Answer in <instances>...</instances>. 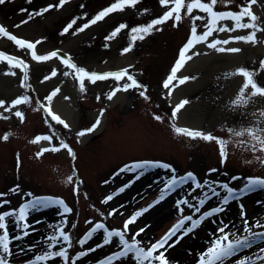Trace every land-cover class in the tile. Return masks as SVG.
I'll return each mask as SVG.
<instances>
[{"label": "rangeland", "instance_id": "rangeland-1", "mask_svg": "<svg viewBox=\"0 0 264 264\" xmlns=\"http://www.w3.org/2000/svg\"><path fill=\"white\" fill-rule=\"evenodd\" d=\"M113 2L114 0H69L63 7L59 9L53 7L50 11L41 16H35L24 24L21 22L28 20V12H36L50 4L55 5L58 0H31V3L26 2V0H6L4 4H0V25L5 26L11 34L18 38L32 42L41 41L36 48L37 54L44 55L50 51L58 50L62 55L70 56L72 62L77 66L95 73L128 69L139 83L147 87L146 95L149 97L146 101L139 95L141 89H130L127 92L119 91L112 100H108L106 95L117 86V81L111 78L98 80L94 84L85 80L86 91L82 93L71 73L68 76L63 75L68 69L59 60L54 58L46 62L32 61L27 49L18 50L7 38L0 37V51L22 58L29 64L28 82L31 85L26 93L31 103L19 105L17 109L12 110L13 112L20 110L24 113L23 122L11 113L3 112L0 109V115L9 117L8 119H0V138L11 133L7 141L0 139V193H9L6 199L11 201L10 206L6 205L0 211H4L8 207L16 208L26 202L30 199L24 195L26 193H32L39 197L61 198L72 209L71 213L64 216L58 214L60 211L58 207L33 212L29 216L28 222L34 224L37 230L23 241H16L15 244L27 247L37 240H40L41 244L36 247L34 252L13 256L11 258L13 264H25L30 257L46 248L45 238L53 232V228L49 225H57L61 221H67L65 231L73 239V246L69 249L71 258L84 250L75 241L81 238L92 226L86 224V221L102 222L110 230H119L126 218L136 210L151 204L158 197L161 187L156 182L170 175L164 169L147 170L145 175L135 179L130 187H126L119 195H115L113 200L107 204L101 203L106 196L117 193L121 187L134 180L135 174L119 172L121 167L134 161L164 162L171 165L178 176L192 172L200 181L209 179L227 182L232 176L264 178V164L261 163L260 159H257V157L264 159V153L253 154L251 151L238 146L235 139L229 137L225 130L228 127L237 126L241 122L245 125L249 123L246 115L242 117L239 114L240 112L246 113L247 108L245 110L229 108L230 102L237 95L239 87L242 86L243 78L240 76L241 83L235 90L236 92L227 94L229 78H225V74L234 72L240 67L257 68L258 62L264 59V43L253 46L251 43L233 42L241 44L235 46L232 45L233 43H229L231 45L224 46L229 49L239 48L240 51L236 53L224 51L225 53L220 52V54L242 55L241 62L234 70L230 67L225 71L214 73L215 75L218 74L221 85L219 90H214L211 94L214 98H208L209 89L208 92L207 90H198V93L192 95L185 92L186 95L173 101L168 95L169 90L165 89L163 84L178 58L180 49L190 35V19H183L176 27H173V21L169 20L157 26L161 29L160 31L154 30L144 40H137L132 43L131 28L142 26L166 11L165 8L161 7L159 0H139L134 7H126L123 11L110 13L102 20L85 28L84 31L75 35L72 34ZM236 2L240 3L241 0H236ZM230 8L237 10L234 4ZM22 9L28 11L22 12ZM145 9L148 11L144 12ZM216 10L226 9L218 4ZM253 11L264 19V9L254 5ZM195 14L197 13L194 12L193 15ZM199 14L204 15L203 13ZM73 19L77 21L73 28L68 33L61 34ZM121 23L126 24L127 27L116 38L106 40V37ZM201 23L197 21V24ZM225 23L231 24L230 21ZM16 25H20V27H16ZM202 31V27L198 28V32ZM247 31L249 30L232 32L230 35H244ZM228 36L229 33H219L218 36L214 33L209 40L213 38L224 39ZM258 38L264 41V33H258ZM244 44H251V48L263 47V50L247 60L242 58L243 53L248 49V47H243ZM130 45L131 50L124 53L123 50ZM200 45L198 44V46ZM195 49L196 47L192 52H200V55L207 54L203 52V48ZM189 55L192 53L190 52ZM196 56L198 55H194L193 58ZM53 69L57 70V75L45 81L44 77L50 76ZM5 71H8L7 65L0 63V78L7 76L3 75ZM12 71L17 73L15 76H10L15 81V96L11 98L12 95L5 96V93L0 92V99L7 102L23 93V89L19 86V80L23 74L18 69H12ZM181 71L177 73L178 77H188L189 74L195 76L201 72L200 70H192L186 74L181 73ZM256 79L264 83V72H261ZM41 81L44 82L41 83ZM125 82V80H121L119 84ZM68 83H70V87H66L64 90L63 86ZM56 88H59L60 91L52 102L60 95L64 99L68 97V94L71 96L72 106L76 114L73 128L69 126L68 129H65L62 125L56 124L44 114L43 110L34 111V108L38 107L36 101L46 103L45 97ZM98 96L100 97L99 100L97 99ZM219 96L220 115L230 114L232 118H226L214 123V125L207 126L206 121L209 119L212 109L218 106ZM224 97H226L225 105H221V100ZM69 99L68 97L65 100ZM185 99L189 101V105L195 106L191 111H194L195 115L200 113L202 117L198 127L187 128L202 130L216 137L232 140V143L228 145L227 158L223 163L218 145L214 141H205L199 138L191 139L174 134L170 126L171 112L175 105ZM255 99L258 98L255 97ZM101 109H104V115L100 118V130L87 135L84 140L82 137L78 138L76 133L89 128L97 119L95 114L100 115ZM156 115L161 116L162 119L156 120L154 118ZM53 132L71 147L75 153V160L69 156L66 149H61L55 153L49 151L37 158L36 153L41 148L51 145L48 141H41L39 144H33L30 141L38 135L51 136ZM52 144L58 145L59 141L53 138ZM17 156H19V167H17ZM73 168L76 169L75 179L82 182L79 185L78 194H74L73 185L64 182ZM209 169H218V171L212 173L211 176H206ZM241 184L242 181L237 180L231 184V187L239 188ZM17 185L20 189L19 194L10 193L9 189ZM190 186L189 184L178 189L177 192L168 196L139 217L133 225H130L133 233L146 225H150L144 233L137 237L144 242L145 247L149 245V242L159 240L176 223L178 213L175 208V201L185 196ZM199 192L200 190H197L193 195H197ZM189 199L191 200V197ZM257 201L262 203L258 204ZM191 202L196 203V201ZM217 203L218 201L213 198L201 211L210 209ZM240 204H243L246 218L250 222L259 220L260 223L264 224V191H257L243 197L240 201H233L225 206V211L204 221L194 232L180 240L178 246L182 248L191 243L200 245L198 249L193 248L192 245H190V250L186 249L183 253L182 264H196L197 254L201 252L199 250L202 249L203 251L207 247L206 241L210 240L209 233L216 231L221 220L229 225V229L226 231L230 230L236 232L237 235H244L243 221L240 219ZM120 205H124V207L120 208ZM164 206H168L171 212H167L166 216L158 223H153V217L157 214L158 208ZM114 209H118V213L109 217L108 213ZM255 209L262 212L258 214L256 211V215H253ZM119 212H122L123 215H120ZM191 212L192 209L185 208L184 214L189 215ZM228 219L229 221L225 222ZM37 220L41 223L36 224L35 221ZM212 221H216V223ZM72 224H75L76 227H71ZM201 230L203 231L201 232ZM10 231L14 230L10 227ZM254 231H264V229H254ZM101 238L102 233L97 234L85 245V248L95 246ZM176 245L166 252L167 258L172 260L168 259L171 264H176L173 262L175 258L177 260L178 256L174 252L177 248ZM63 246L67 247V245ZM13 247L15 248V245ZM259 247H264V244H258L248 252L241 253V255L257 251ZM15 250L18 251V249ZM55 250L57 249H53V251ZM111 251H113L111 246H105L103 249H98L95 253L77 261V264H96L98 259L103 258ZM238 258L234 257L233 259ZM57 259L59 260V258ZM186 260L187 262L184 263ZM49 263L54 264V262ZM228 264H231V261Z\"/></svg>", "mask_w": 264, "mask_h": 264}, {"label": "snow or ice", "instance_id": "snow-or-ice-1", "mask_svg": "<svg viewBox=\"0 0 264 264\" xmlns=\"http://www.w3.org/2000/svg\"><path fill=\"white\" fill-rule=\"evenodd\" d=\"M6 0H0V4H4ZM31 3V0H26ZM69 0H58L55 5H48L36 12H28V20H24L21 23H28L29 20L35 16H41L44 13L50 11L53 7L59 9ZM139 0H114V2L104 10L95 15L88 23L77 28L72 34L75 35L78 32L84 31L85 28L91 26L108 16L110 13L123 11L126 7H134ZM161 7L166 11L162 15L151 19L142 26L133 27L130 29L131 42L135 43L137 40H144L146 36L152 34V32L160 31L158 25H162L169 20L173 21V27L183 19H190V35L179 51L178 58L171 69L170 74L164 81L163 87L168 89V95L171 96L172 90L178 85L186 83L189 79H195V77H178L177 73L181 71L184 65L190 61L194 55H200V52H192V50L198 44H205L207 48L214 49L217 52H239V48H225L224 46L233 42L251 43L255 46L258 43H264V41L258 38V33H264V19L253 11V6L258 5L264 9V0H241L237 3L236 0H159ZM221 5L226 10H216L217 5ZM235 5L237 10H232L231 5ZM83 7V5H82ZM22 12H27V9H22ZM147 12L148 10H143ZM197 13L193 15V13ZM203 13L204 15H200ZM197 21L202 22L197 24ZM230 21L231 24L225 23ZM76 19H73L63 29L61 34L68 33L73 25L76 24ZM20 27V25H16ZM127 27L126 24H119L107 37L106 40H112ZM203 28L202 32H198V28ZM247 31L244 35L231 36L232 32ZM216 33H229L228 38H213V34ZM0 37L7 38L11 41L18 50L27 49L31 60L35 62H46L52 59H57L68 71H65L63 75L68 76L70 73L79 85L80 92H85V80L90 83H95L98 80L114 79L117 81V86L112 89L107 95L108 100H112L113 97L119 91L127 92L130 89H141L139 95L146 101L149 97L146 95L147 87L139 83L128 69H123L117 72L107 73H95L89 72L82 67L77 66L72 62V58L67 54H61L58 50L50 51L47 54H37L36 48L41 41L35 42L26 41L22 38H18L16 35L11 34L7 28L0 25ZM131 50V45L123 50L124 53ZM192 55H189V53ZM123 54V53H122ZM0 63L6 64L8 71H5L3 75L15 76L17 73L12 69H18L22 73V77L19 80V86L23 89V93L12 99L10 102L0 99V109L3 112L11 113L15 117L19 118L21 122L24 120V113L17 109L19 105L30 104L31 100L26 94L31 88L29 84V64L24 59L18 58L14 55L7 54L5 51H0ZM264 72V59L258 62L257 68L240 67L234 72L225 74V78H231L234 76H241L243 78L242 86L239 87L238 93L235 98L230 102L229 108L239 110L248 108L251 104H254L253 98L259 96L264 97V83L259 82L256 77ZM57 75V70L53 69L50 76H45L44 80H49ZM125 80L123 84H119V81ZM176 82L175 84L173 82ZM44 81H41L43 83ZM171 86V87H170ZM59 88L54 89L49 95L45 97L46 103L36 101L38 107L34 108V111L43 110L44 114L51 118L56 124L62 125L65 129L69 128V125L55 114L51 109V102L53 98L58 94ZM68 99V97H65ZM99 100L100 97L98 96ZM188 100H182L175 105L171 112V128L175 135L188 137L191 139H202L205 141H214L218 145L219 154L221 156V162L223 163L227 158L228 145L232 143L230 139H223L216 137L211 133H205L202 130L189 129L187 127H179L176 125L178 113L188 104ZM242 117L247 115L244 112L239 113ZM104 115V109L100 110V115L96 121L86 129H82L76 133L77 137H84L93 133L101 123V117ZM255 120H250L247 125L242 122L237 126L228 127L225 129L229 137L234 138L238 146H241L245 150L251 151L253 154L259 152L264 153V108H259L251 113ZM8 116L0 115V119H8ZM160 121L161 116L156 115L154 117ZM48 123V121H45ZM11 133L5 134L2 138L7 141ZM55 138L59 141L58 145L52 144V140ZM41 141H48L50 147H43L37 153L39 158L44 153L49 151L55 153L61 149H66L69 156L75 160V153L71 147L63 141L55 132L51 136H35L30 143L39 144ZM79 142V140H78ZM264 164V159L257 157ZM17 167H19V156H17ZM149 169H164L169 172L170 175L166 178H162L156 183L160 184V190L158 197L147 207L136 210L132 215L126 218L123 222L121 229H109L104 223L88 220L86 224L92 225L85 234L75 241L83 251L76 253L75 256L70 258L69 249L73 246L72 236L65 231V225L67 221H61L57 225H49L53 228V232L49 233L45 238L46 248L33 257H30L25 264H77L82 258L89 256L91 253H95L98 249H103L105 246H111L113 251L105 255L96 261V264H171L166 256V252L169 248L175 247L189 233L194 232L200 225L211 217L218 216L221 212L225 211L228 204L233 201H240L243 197L257 192L264 191V178L262 177H241L232 176L227 182L219 180L204 179L198 180L196 175L192 172H187L184 175H177L176 170L169 164L159 161H134L131 164H126L119 169V172H129L135 174L134 180L129 184L121 187L117 193L106 196L101 203L107 204L113 200L115 195L123 192L126 187H130L131 183H134L135 179H139L146 174ZM218 169H209L206 176H211L212 173L217 172ZM227 175V173H224ZM76 169L73 168L71 174H69L64 181L66 184L73 185L74 194H78L79 185L82 183L75 179ZM237 180H241L242 184L239 188L231 187V184ZM107 183V182H106ZM191 185L185 196L176 199L175 208L177 209L178 219L176 223L155 242H149L147 247L144 246V242L137 239L142 233H144L150 225H146L143 228L132 232L130 225H133L139 217L148 212L151 208L161 203L168 196L177 192L178 189H182L185 185ZM197 190H200L199 194L193 195ZM12 194H19V185L9 189ZM9 193H0V209H4L6 205L10 206L11 201L6 199ZM28 196L26 202L18 205L16 208L8 207L4 211H0V264H13L12 257L20 253L27 254L34 252L36 247L41 244L40 240H37L27 247L16 245V241H23L26 237L30 236L37 229L34 224L28 222L29 216L33 212H39L51 207H58L60 209L59 215L64 216L72 212V209L61 198H53L50 196H34L32 193L24 194ZM191 197V200L189 199ZM215 198L218 203L216 206L211 207L205 211H201L205 208V205ZM191 201H196L192 203ZM261 204V201H257ZM184 206V207H182ZM124 205H120L123 208ZM185 208L192 209L191 214L185 215ZM240 219L243 221V233L244 235H237L236 232L226 231L229 229V225L225 224L223 220L219 222L214 233L210 232V240L206 241L207 247L197 254L196 264H261L264 262V247H259L257 251L250 252L247 255H241V253L248 252L258 244H264V231H254V229H264V224L259 220L250 222L246 218L243 204H240ZM118 213V209H114L108 213L109 217H113ZM123 215L122 212H119ZM216 223V221H212ZM36 224L41 221H35ZM10 227L14 231H10ZM71 227L75 228L76 225L72 224ZM31 229V231H30ZM102 233V238L95 246L85 248L97 234ZM175 237V239H173ZM231 237V239H230ZM171 241V243H169ZM15 245V248L13 247ZM63 245H67L64 247ZM15 249H18L15 250ZM53 249H57L53 251ZM163 249V250H162ZM239 257L238 259H233ZM59 258V260L57 259Z\"/></svg>", "mask_w": 264, "mask_h": 264}, {"label": "bare ground", "instance_id": "bare-ground-1", "mask_svg": "<svg viewBox=\"0 0 264 264\" xmlns=\"http://www.w3.org/2000/svg\"><path fill=\"white\" fill-rule=\"evenodd\" d=\"M220 37V35H219ZM241 44V43H240ZM238 43H233L232 45H240ZM231 45V44H229ZM243 47H248V49L246 50L245 53H243V57L244 59H251L255 54H257V52H262L263 47H255V48H251V44H244ZM200 48H203V52H206L207 54L205 55H198L194 58H192V60L188 63H186L184 65V67L182 68L181 73H186L188 74L190 71L192 72V70H200L201 72L198 75L195 76H190L188 75V77H195V79H189L186 83L182 84V85H178L176 87L173 88L172 90V95H171V99L173 101H175L176 99H178L179 97H182L186 94H184L185 92H188L190 95L198 93V90H203L208 92V90L210 89V95L208 96V98H212L213 96H211V94L214 92V90H219L220 89V80L218 78V74L215 75V72H220V71H225L228 68L232 67V70H234L236 67H238V64L241 62V56L242 55H236V56H229L228 54H220V52L215 51L214 49H209L207 48L205 45H200V46H196L195 50H199ZM225 53V52H222ZM196 73V72H195ZM241 83V79L240 76H234L228 79V90H227V94H232L235 93L236 89L238 88L239 84ZM15 85V81L14 78L10 77L9 75H7L6 77H2L0 78V92L5 93V96H11V98H13L15 96V92H16V87H14ZM66 87H70V83L66 84L63 86L64 90ZM61 88V89H63ZM69 89V88H68ZM202 93V92H201ZM61 94V93H60ZM227 96V95H226ZM68 97L70 98L69 100H65L62 95L58 96L53 102H52V110L54 111L55 114L59 115L61 119H63L71 128L72 125H74L75 121H76V114L74 112L73 106H72V101H71V96L68 94ZM118 98V97H117ZM115 98V99H117ZM214 98V97H213ZM258 99L253 98L254 100V104H251L248 108H247V112H246V118L247 120H255L256 117H253L251 115V113L259 108H264V97H256ZM225 99L226 97L222 98L221 100V105H225ZM259 102V103H258ZM192 108H195L194 105H189L186 104L184 106V108L178 113V117L177 120L175 121L176 125H179L181 127H198L201 123V114H197L195 115L194 111H191ZM245 110V109H244ZM95 116H99L98 114H95ZM226 118H232L229 115H220V96H219V103L218 106L215 107L214 109H212L211 115L209 116V119L206 121V125L207 126H211L214 125V123L219 122L221 120H225ZM101 128V124L100 126L93 132L96 133L100 130ZM85 138H87V135L82 137V140H84ZM46 144V143H43ZM168 206H164L162 208H158L157 210V214L153 217V223H158L161 219H163L166 216L167 212H171V209H168ZM261 213L262 211H260L259 209H255L254 214L256 215L255 212ZM260 211V212H259ZM229 221L226 220L225 222ZM156 226V224H155ZM203 230H201L202 232ZM188 236V235H187ZM203 240V239H202ZM178 245H180L179 243L176 245V250L174 252H176L178 254L177 256V260L175 258V260H173V262H176V264H182L183 263V253L186 251V249L190 250L191 246H193V248L198 249V247L196 244H187L185 246L179 247ZM199 251H202L199 250ZM168 256V255H167ZM168 259L171 260V258L168 257ZM172 261V260H171ZM187 260L184 262L186 263ZM50 264V263H49Z\"/></svg>", "mask_w": 264, "mask_h": 264}]
</instances>
